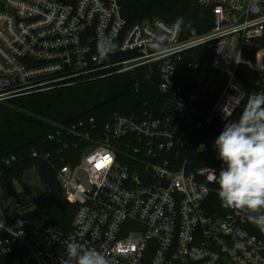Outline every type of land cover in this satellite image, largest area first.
<instances>
[{
  "label": "built area",
  "instance_id": "1",
  "mask_svg": "<svg viewBox=\"0 0 264 264\" xmlns=\"http://www.w3.org/2000/svg\"><path fill=\"white\" fill-rule=\"evenodd\" d=\"M0 2V103L143 67L163 96L153 112L115 114L99 137L93 119L79 124L80 159L57 174L77 207L68 229L32 216L13 185L17 198L0 202V259L59 264L62 241L75 239L112 264H264V232L221 205L215 169L189 160L254 94L238 71L264 78V0H195L212 15L203 34L159 19L128 26L123 0Z\"/></svg>",
  "mask_w": 264,
  "mask_h": 264
},
{
  "label": "trees",
  "instance_id": "2",
  "mask_svg": "<svg viewBox=\"0 0 264 264\" xmlns=\"http://www.w3.org/2000/svg\"><path fill=\"white\" fill-rule=\"evenodd\" d=\"M122 14L128 26L159 19L180 24L188 34L193 30L203 34L212 27L210 10L199 7L195 0H123ZM260 47L264 48V37ZM237 77L247 93L264 92V78L250 70L241 68ZM260 79L263 82L256 87ZM159 83V76L155 72L150 74L149 68L143 67L134 73L115 74L0 103V186L5 199L8 198L4 185L17 183L25 190L19 194L18 201L35 208L32 216L48 214L57 225L68 229L77 207L66 200L57 174L63 166L75 165L80 159L81 149L75 145L81 143L76 133L84 130L79 129V124H87L93 119L96 134L92 136L99 137L104 124L115 114L140 116L162 108ZM243 108L244 104L226 122L238 119ZM224 124L213 122L208 134L216 139ZM51 136L55 138L51 139ZM189 160L195 166H209L217 173L223 166L217 159L215 147L192 153ZM32 169L37 171L44 187L43 194L37 199L28 193L24 182L26 173ZM218 209L210 213H219ZM0 264H8V259H0Z\"/></svg>",
  "mask_w": 264,
  "mask_h": 264
},
{
  "label": "clouds",
  "instance_id": "3",
  "mask_svg": "<svg viewBox=\"0 0 264 264\" xmlns=\"http://www.w3.org/2000/svg\"><path fill=\"white\" fill-rule=\"evenodd\" d=\"M214 146L223 165L215 176L221 205L246 213L264 232V92L250 95L238 119L225 122ZM62 243L59 264H112L75 239Z\"/></svg>",
  "mask_w": 264,
  "mask_h": 264
},
{
  "label": "rangeland",
  "instance_id": "4",
  "mask_svg": "<svg viewBox=\"0 0 264 264\" xmlns=\"http://www.w3.org/2000/svg\"><path fill=\"white\" fill-rule=\"evenodd\" d=\"M24 182L26 184V190L28 191V193H30L33 199H37L43 194L44 187L42 186L38 173L35 169H32L31 171L26 173ZM16 190L20 192L21 186L16 185ZM5 201L6 199L4 197V192L2 187L0 186V202Z\"/></svg>",
  "mask_w": 264,
  "mask_h": 264
},
{
  "label": "water",
  "instance_id": "5",
  "mask_svg": "<svg viewBox=\"0 0 264 264\" xmlns=\"http://www.w3.org/2000/svg\"><path fill=\"white\" fill-rule=\"evenodd\" d=\"M3 188H4V191L6 193L7 198H17L16 190L12 184L7 183L4 185Z\"/></svg>",
  "mask_w": 264,
  "mask_h": 264
}]
</instances>
